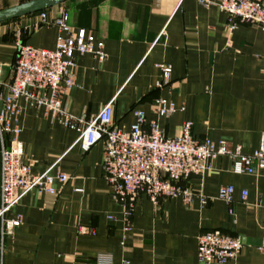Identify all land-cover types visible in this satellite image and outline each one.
Listing matches in <instances>:
<instances>
[{"label": "crops", "instance_id": "1", "mask_svg": "<svg viewBox=\"0 0 264 264\" xmlns=\"http://www.w3.org/2000/svg\"><path fill=\"white\" fill-rule=\"evenodd\" d=\"M28 1L0 0V9ZM217 1L66 0L2 22L3 80L13 78L20 42L56 47L61 31L55 20L66 11L71 30L94 35L106 54L75 55V85L64 96L73 115L90 119L113 99L114 121L123 130L135 123L133 109L139 108L169 137L191 121L195 138L251 153L264 133V30L249 23L230 30L229 15L213 4ZM42 12L50 23H42ZM160 63L171 65L172 74L169 85L157 89ZM159 97L184 110L158 115L153 102ZM19 106L12 122L21 129L24 160L35 173L50 169L68 180L54 183L55 194L27 193L5 215L20 217L10 233L2 234L0 218V264H99L100 254L111 255L110 264H199L198 237L212 229L243 242L238 258L224 264H264V168L236 174L227 157H218L203 176L183 181L206 204L180 197L154 204L140 195L126 231L123 207L104 175V141H77L78 132L45 107L25 98ZM229 185L235 189L230 203L217 197Z\"/></svg>", "mask_w": 264, "mask_h": 264}, {"label": "built area", "instance_id": "2", "mask_svg": "<svg viewBox=\"0 0 264 264\" xmlns=\"http://www.w3.org/2000/svg\"><path fill=\"white\" fill-rule=\"evenodd\" d=\"M213 4L229 15L230 30L235 29L238 23L255 24L264 30V0H219ZM41 21L50 23L46 12L41 13ZM68 21L66 11H62L55 20L61 34L54 49L36 48L22 42L18 44L11 81L3 80L0 65V218L3 235L20 224V217L9 220L5 215L27 193L55 194L54 183L68 180L65 173L52 175L50 169L35 173L32 165L24 160L21 129L12 122L20 112L19 101L22 98L45 107L64 126L76 130L79 134L77 141L84 138L90 143L98 139L104 141V175L114 198L123 207L126 231L131 229L135 200L140 195L147 196L154 204L162 198L175 197L182 198L185 203L199 198L202 204H206V197L184 185L183 181L193 175L203 176L218 157H227L236 174H253L264 168V133L259 146L248 153L240 145L195 138L191 121L183 123L178 135L169 137L157 120L147 121L146 113L139 108L133 109L135 123L129 130H123L114 121L113 99L95 117L87 119L73 115L64 96L65 91L75 85L72 72L75 55L91 53L104 59L106 54L102 41L85 29L73 32ZM157 67L162 76L155 87L162 89L171 81L172 66L160 63ZM153 108L160 116L184 110V107L164 97L155 99ZM234 192L233 186H223L217 197L230 203ZM247 195L248 191L243 190L241 198L244 200ZM242 248L243 242L239 237L220 229L208 230L198 237V261L199 264L235 261ZM111 261L109 254L98 255L99 264H110Z\"/></svg>", "mask_w": 264, "mask_h": 264}, {"label": "water", "instance_id": "3", "mask_svg": "<svg viewBox=\"0 0 264 264\" xmlns=\"http://www.w3.org/2000/svg\"><path fill=\"white\" fill-rule=\"evenodd\" d=\"M64 1L66 0H31L15 6L0 9V23L45 10Z\"/></svg>", "mask_w": 264, "mask_h": 264}]
</instances>
